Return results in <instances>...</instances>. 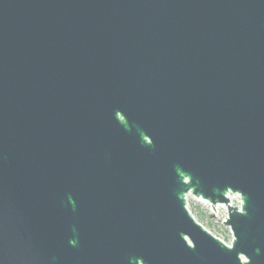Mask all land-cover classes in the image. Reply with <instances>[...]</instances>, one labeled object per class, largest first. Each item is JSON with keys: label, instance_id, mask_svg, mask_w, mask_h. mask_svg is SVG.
<instances>
[{"label": "water", "instance_id": "obj_1", "mask_svg": "<svg viewBox=\"0 0 264 264\" xmlns=\"http://www.w3.org/2000/svg\"><path fill=\"white\" fill-rule=\"evenodd\" d=\"M0 264H264V0H0Z\"/></svg>", "mask_w": 264, "mask_h": 264}, {"label": "rangeland", "instance_id": "obj_2", "mask_svg": "<svg viewBox=\"0 0 264 264\" xmlns=\"http://www.w3.org/2000/svg\"><path fill=\"white\" fill-rule=\"evenodd\" d=\"M230 202L233 206H239V201L236 197H230ZM187 207L200 225L218 239L230 245L232 235L230 230L223 225L226 218V208L224 206H217L216 211L212 212L208 205L195 201L189 196L187 199Z\"/></svg>", "mask_w": 264, "mask_h": 264}, {"label": "built area", "instance_id": "obj_3", "mask_svg": "<svg viewBox=\"0 0 264 264\" xmlns=\"http://www.w3.org/2000/svg\"><path fill=\"white\" fill-rule=\"evenodd\" d=\"M188 197H189V196H187V199H188ZM190 197H191V196H190ZM232 197H236V196H232ZM191 198H193V197H191ZM236 198H237V197H236ZM193 199H194V198H193ZM237 199H238V198H237ZM194 200H195V199H194ZM195 201H197V200H195Z\"/></svg>", "mask_w": 264, "mask_h": 264}, {"label": "bare ground", "instance_id": "obj_4", "mask_svg": "<svg viewBox=\"0 0 264 264\" xmlns=\"http://www.w3.org/2000/svg\"><path fill=\"white\" fill-rule=\"evenodd\" d=\"M230 199V198H229ZM199 202H201V201H199ZM204 203V202H203ZM204 204H206V203H204ZM207 205V204H206ZM210 208V207H209ZM215 211H216V209H215Z\"/></svg>", "mask_w": 264, "mask_h": 264}]
</instances>
